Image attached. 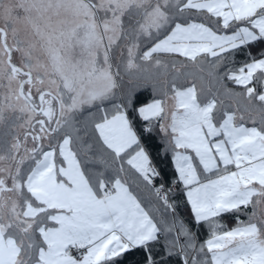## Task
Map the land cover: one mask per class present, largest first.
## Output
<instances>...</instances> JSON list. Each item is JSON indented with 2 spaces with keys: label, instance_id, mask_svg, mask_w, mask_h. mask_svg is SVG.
<instances>
[{
  "label": "snow or ice",
  "instance_id": "obj_1",
  "mask_svg": "<svg viewBox=\"0 0 264 264\" xmlns=\"http://www.w3.org/2000/svg\"><path fill=\"white\" fill-rule=\"evenodd\" d=\"M0 264H264V0H0Z\"/></svg>",
  "mask_w": 264,
  "mask_h": 264
}]
</instances>
